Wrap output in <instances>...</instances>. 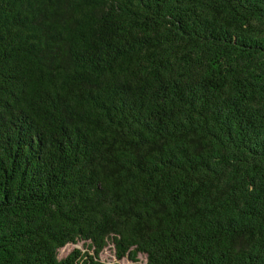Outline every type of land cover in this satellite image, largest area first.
Here are the masks:
<instances>
[{
    "label": "trees",
    "instance_id": "obj_1",
    "mask_svg": "<svg viewBox=\"0 0 264 264\" xmlns=\"http://www.w3.org/2000/svg\"><path fill=\"white\" fill-rule=\"evenodd\" d=\"M140 256L264 264V0H0V264Z\"/></svg>",
    "mask_w": 264,
    "mask_h": 264
},
{
    "label": "rangeland",
    "instance_id": "obj_2",
    "mask_svg": "<svg viewBox=\"0 0 264 264\" xmlns=\"http://www.w3.org/2000/svg\"><path fill=\"white\" fill-rule=\"evenodd\" d=\"M83 245H84L83 243H80L78 245H68L65 248L60 250L59 257L61 259L62 258H66L75 248H79L83 252H86L85 247ZM101 259H102V261L107 262V263H112V262H114L116 260L115 252H114V250H113V248L111 246L107 247L103 251V253L101 254ZM140 260H141L140 262L142 264H146L147 260H146V258L144 256H140ZM121 264H130V263L127 262V261H123V262H121Z\"/></svg>",
    "mask_w": 264,
    "mask_h": 264
}]
</instances>
